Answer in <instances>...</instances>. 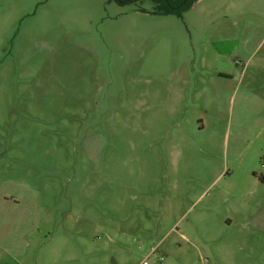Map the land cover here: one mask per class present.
<instances>
[{"label": "rangeland", "instance_id": "obj_1", "mask_svg": "<svg viewBox=\"0 0 264 264\" xmlns=\"http://www.w3.org/2000/svg\"><path fill=\"white\" fill-rule=\"evenodd\" d=\"M161 4L0 0V264H264V0Z\"/></svg>", "mask_w": 264, "mask_h": 264}, {"label": "trees", "instance_id": "obj_2", "mask_svg": "<svg viewBox=\"0 0 264 264\" xmlns=\"http://www.w3.org/2000/svg\"><path fill=\"white\" fill-rule=\"evenodd\" d=\"M110 1H117L119 4H129L138 0H110ZM153 2H155L156 4H160L161 5L158 6V12L160 14H164V15H177V16H181V14L185 11H187L188 9L191 8V6L198 0H182L184 6L181 7L180 9L177 7H173L172 5V1L173 0H152ZM182 5V4H181Z\"/></svg>", "mask_w": 264, "mask_h": 264}, {"label": "built area", "instance_id": "obj_3", "mask_svg": "<svg viewBox=\"0 0 264 264\" xmlns=\"http://www.w3.org/2000/svg\"><path fill=\"white\" fill-rule=\"evenodd\" d=\"M143 264H146L145 262Z\"/></svg>", "mask_w": 264, "mask_h": 264}]
</instances>
